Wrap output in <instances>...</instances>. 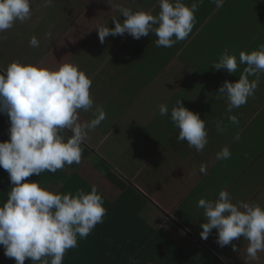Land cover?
Listing matches in <instances>:
<instances>
[{
    "label": "crops",
    "instance_id": "crops-1",
    "mask_svg": "<svg viewBox=\"0 0 264 264\" xmlns=\"http://www.w3.org/2000/svg\"><path fill=\"white\" fill-rule=\"evenodd\" d=\"M75 1L52 0L46 7L44 0H31V18L0 33V50L9 51L1 66L15 60L56 70L71 63L92 79L90 94L105 110L106 119L82 144L87 154H82L81 163L63 170L97 173L92 181V176H84L98 189L114 186L117 193L110 200L117 199L121 190L100 173L118 175L142 193L146 202L142 218L195 258L208 251L225 264H264V252L255 261L248 258V241L243 237L233 240L235 251L232 245L218 246L216 229L202 239L200 225L207 220L197 206L201 198L216 200L223 189L233 203L264 207V73L259 74L254 96L231 113L226 98H217L223 82H238L246 67L239 64V53L264 44V0H224L220 8L204 0L189 37L171 48L157 47L154 33L140 40L128 34L109 36L101 44L97 25L114 28L113 18L124 19L120 11L88 17L74 8ZM128 2L133 11L153 15L160 11L157 0ZM192 2L184 0L186 5ZM25 34L29 35L23 40L14 37ZM33 36L39 47L30 46ZM225 49L237 57L235 74L212 67ZM178 100L205 121L208 143L201 152L177 140L179 129L170 114ZM161 104L168 106L167 116L159 115ZM229 115H236L239 123L232 124ZM92 118L94 110L81 111L80 122ZM218 121L223 131H217ZM224 147L230 149L231 158L217 160ZM201 164L207 165L206 174L199 173Z\"/></svg>",
    "mask_w": 264,
    "mask_h": 264
},
{
    "label": "clouds",
    "instance_id": "clouds-1",
    "mask_svg": "<svg viewBox=\"0 0 264 264\" xmlns=\"http://www.w3.org/2000/svg\"><path fill=\"white\" fill-rule=\"evenodd\" d=\"M160 11H133L119 7L123 21L113 18L114 28L97 25L101 44L105 38L128 34L135 40L154 33L157 47L171 48L186 40L195 25V13L204 0H157ZM217 8L224 0H212ZM52 0H44L50 6ZM31 0H0V33L12 29L16 21L31 18ZM50 35V34H49ZM31 47H39L38 39L29 40ZM239 64L246 65L238 82L227 79L218 89L217 98H226L227 111L240 108L254 96L259 84V74L264 73V44L259 49L239 53ZM216 71L228 74L238 71L237 57L227 49L212 65ZM250 76L256 79L249 80ZM92 79L71 63L61 64L56 70L19 61L10 63L0 72V114L8 117L9 139L0 142V168L9 175L13 187L6 203L0 206V245L7 258L16 264H63L65 254L78 247V238L86 239L103 223L107 210L104 200L95 186L90 192L83 189L75 194H61L41 187L39 182H26L32 175L40 176L47 171L56 173L66 165L80 164L82 144L89 132L105 119L102 106L95 104L90 94ZM94 110V118L80 122V113ZM167 105L159 106V115L167 116ZM171 121L179 129L178 141H186L197 152L208 143L205 121L198 113L182 106L181 100L171 109ZM227 119L238 124L236 115ZM217 131H223L217 122ZM239 139V137H237ZM231 158L228 147L216 154L217 160ZM199 173H207V165L201 164ZM207 222L200 225L201 238L207 240L213 229L217 231L216 243L223 248L236 246L233 240L243 237L248 241L246 249L250 260H257L264 252V207L244 201L232 202L227 190H221L216 200H198ZM135 264V262H133Z\"/></svg>",
    "mask_w": 264,
    "mask_h": 264
},
{
    "label": "trees",
    "instance_id": "trees-1",
    "mask_svg": "<svg viewBox=\"0 0 264 264\" xmlns=\"http://www.w3.org/2000/svg\"><path fill=\"white\" fill-rule=\"evenodd\" d=\"M8 128V117L0 114V142L9 139ZM85 153L83 149L82 154ZM105 175L121 190L115 200L107 198L81 173L61 169L54 174L45 171L26 178V182H39L41 187L61 194H75L80 189L90 192L95 186L103 196L107 210L103 223L97 224L86 239L78 238V247L67 251L63 264H225L208 251L195 258L164 231L151 227L141 216L146 205L142 193L114 173ZM12 187L8 173L0 168V206L6 203ZM0 264H16L14 258L5 257L2 245ZM25 264H32L31 259H26Z\"/></svg>",
    "mask_w": 264,
    "mask_h": 264
},
{
    "label": "rangeland",
    "instance_id": "rangeland-1",
    "mask_svg": "<svg viewBox=\"0 0 264 264\" xmlns=\"http://www.w3.org/2000/svg\"><path fill=\"white\" fill-rule=\"evenodd\" d=\"M72 3H70L69 9H72ZM73 4H74V8H77L78 11L86 12L88 17L95 16V13H97V14H101V13L104 14L105 13L108 15L113 14V13H116L119 11L118 10L119 7L131 8V4L128 2V0H110V1H108V0H76ZM105 17H107V16L105 15ZM28 35L29 34L17 35L14 37L15 38L18 37V40H20V39L23 40ZM1 37H2V35H0V38ZM8 53H9V51L6 49L0 50V62H2L5 58H8L7 57L9 55ZM30 53H32V50H30ZM14 61L12 60V61H10V63H12ZM6 68H7V66H1L0 65V72H2V70L6 69ZM100 174L103 176H106L105 173H100ZM84 175L87 176L88 178H89V175L92 176V178H90V180L92 181V179L95 178L97 173H84ZM117 177L120 179V177L118 175H117ZM120 180L122 181V179H120ZM100 190L102 192H104V194L108 198L110 197L111 199L114 197V193H117V190L114 186L109 187V188H108V186L107 187L102 186V187H100ZM239 244L241 245V243H239Z\"/></svg>",
    "mask_w": 264,
    "mask_h": 264
}]
</instances>
